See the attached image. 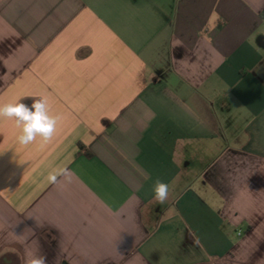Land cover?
I'll list each match as a JSON object with an SVG mask.
<instances>
[{
	"label": "crops",
	"instance_id": "0c3cea01",
	"mask_svg": "<svg viewBox=\"0 0 264 264\" xmlns=\"http://www.w3.org/2000/svg\"><path fill=\"white\" fill-rule=\"evenodd\" d=\"M41 96L51 141L0 120V264H264V0H0V104Z\"/></svg>",
	"mask_w": 264,
	"mask_h": 264
},
{
	"label": "clouds",
	"instance_id": "9594fccd",
	"mask_svg": "<svg viewBox=\"0 0 264 264\" xmlns=\"http://www.w3.org/2000/svg\"><path fill=\"white\" fill-rule=\"evenodd\" d=\"M13 120L20 133L17 137L20 145L28 146L32 144L37 137L42 138L47 143L52 140L60 117L51 115L49 110V101L46 96L34 99L28 105L21 100L0 104V120ZM59 177L71 180V173L68 168L61 167L49 172L47 180L51 184L58 182ZM153 199L158 204H164L170 194L169 185L159 178L153 184ZM24 264H47L45 255H37L30 249H25Z\"/></svg>",
	"mask_w": 264,
	"mask_h": 264
},
{
	"label": "built area",
	"instance_id": "2783aa9c",
	"mask_svg": "<svg viewBox=\"0 0 264 264\" xmlns=\"http://www.w3.org/2000/svg\"><path fill=\"white\" fill-rule=\"evenodd\" d=\"M239 235H242L241 233H239Z\"/></svg>",
	"mask_w": 264,
	"mask_h": 264
}]
</instances>
